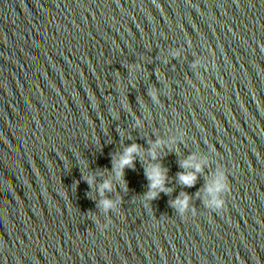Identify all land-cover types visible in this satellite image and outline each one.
<instances>
[{
	"label": "water",
	"instance_id": "water-1",
	"mask_svg": "<svg viewBox=\"0 0 264 264\" xmlns=\"http://www.w3.org/2000/svg\"><path fill=\"white\" fill-rule=\"evenodd\" d=\"M0 125L264 251V0H0Z\"/></svg>",
	"mask_w": 264,
	"mask_h": 264
},
{
	"label": "clouds",
	"instance_id": "clouds-1",
	"mask_svg": "<svg viewBox=\"0 0 264 264\" xmlns=\"http://www.w3.org/2000/svg\"><path fill=\"white\" fill-rule=\"evenodd\" d=\"M155 98V97H153ZM139 151V146L136 144H132L131 146L127 147L124 151V153L122 154L119 163L116 167V175L117 177L122 176L123 173V169L125 167H132L133 166V160L136 154H138ZM181 167L183 168H187V167H195V170L197 172L200 171V166L199 165H192L190 163V161H184L181 164ZM145 175L147 177V179L149 180V193L147 194V198L149 199H154L157 195V192L155 191L156 189H159L160 191H164V183H165V173L161 171V169L159 167H153L150 170H145ZM178 178L180 180V182L188 187H191L196 180V175L193 174H178ZM222 185L218 182L216 185V188L219 189L221 188ZM111 190V185L109 182H105L102 186H101V192H103V190ZM209 191L211 192L212 189H209ZM103 207L105 209H110L113 205L112 202L109 200H104L103 202ZM187 203V197L185 196V198L183 200L181 199H177L174 202V206H178L183 208ZM216 206L222 207V202L221 201H216Z\"/></svg>",
	"mask_w": 264,
	"mask_h": 264
}]
</instances>
